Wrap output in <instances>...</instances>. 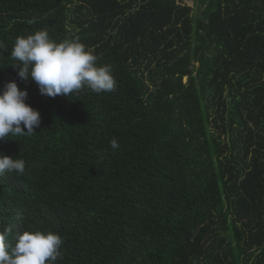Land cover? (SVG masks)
I'll list each match as a JSON object with an SVG mask.
<instances>
[{"label":"trees","instance_id":"16d2710c","mask_svg":"<svg viewBox=\"0 0 264 264\" xmlns=\"http://www.w3.org/2000/svg\"><path fill=\"white\" fill-rule=\"evenodd\" d=\"M195 2L0 0V92L16 81L41 115L0 140L26 161L0 176V230L58 232L56 264H264V0ZM41 29L115 89L20 80L12 46Z\"/></svg>","mask_w":264,"mask_h":264},{"label":"clouds","instance_id":"9594fccd","mask_svg":"<svg viewBox=\"0 0 264 264\" xmlns=\"http://www.w3.org/2000/svg\"><path fill=\"white\" fill-rule=\"evenodd\" d=\"M12 65L20 80L35 82L41 95L70 96L82 89L110 92L116 80L110 65H98V57L78 38L57 42L46 29L18 36L11 50ZM28 93L16 81L5 83L0 92V140L32 135L41 125L40 112L26 103ZM110 147L119 148L114 137ZM23 158L0 152V176L24 174ZM64 241L58 232L27 229L13 235L11 227L0 230V264H56Z\"/></svg>","mask_w":264,"mask_h":264},{"label":"rangeland","instance_id":"374dc122","mask_svg":"<svg viewBox=\"0 0 264 264\" xmlns=\"http://www.w3.org/2000/svg\"><path fill=\"white\" fill-rule=\"evenodd\" d=\"M195 1L196 0H181L184 4L194 7V9L196 8V5L198 6ZM194 14H196V12H194Z\"/></svg>","mask_w":264,"mask_h":264}]
</instances>
